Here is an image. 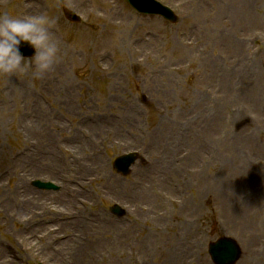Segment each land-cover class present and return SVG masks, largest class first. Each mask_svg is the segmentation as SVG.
Instances as JSON below:
<instances>
[{
	"label": "rangeland",
	"instance_id": "rangeland-1",
	"mask_svg": "<svg viewBox=\"0 0 264 264\" xmlns=\"http://www.w3.org/2000/svg\"><path fill=\"white\" fill-rule=\"evenodd\" d=\"M38 1L0 0V15L53 19L60 45L40 79L0 74V264H165L161 244L178 234V264H214L208 244L220 235L242 246L236 264H264V176L253 171L264 154V0H162L175 24L125 0ZM127 151L140 159L123 176L112 162ZM35 178L60 189L37 190Z\"/></svg>",
	"mask_w": 264,
	"mask_h": 264
},
{
	"label": "clouds",
	"instance_id": "clouds-1",
	"mask_svg": "<svg viewBox=\"0 0 264 264\" xmlns=\"http://www.w3.org/2000/svg\"><path fill=\"white\" fill-rule=\"evenodd\" d=\"M55 21L47 15H0V74L35 79L47 74L58 60L60 45L49 29ZM22 42L35 49L31 57L20 50Z\"/></svg>",
	"mask_w": 264,
	"mask_h": 264
},
{
	"label": "bare ground",
	"instance_id": "bare-ground-1",
	"mask_svg": "<svg viewBox=\"0 0 264 264\" xmlns=\"http://www.w3.org/2000/svg\"><path fill=\"white\" fill-rule=\"evenodd\" d=\"M226 2L227 1L224 2L223 6H226ZM30 3H31V0H22V4L24 6H29ZM242 4H243V1L240 2V3H236V2H233V1H228L229 8L236 9L237 11H239V8H240V10L242 9ZM31 7H33V8H39L40 5L39 4H33L32 5V3H31ZM51 164L52 163H50L48 159L45 160V165L46 166L47 165H51ZM31 169H32V166L30 167V170ZM29 191H30V193L32 195H35L36 193H38L34 189H31V188H29ZM49 196H50V199L53 202H55V200L58 201V195H57V193L50 192ZM81 223H83V221L72 219V220H70V224L69 225H77L78 226V224H81ZM188 231L190 232L189 229H188ZM184 236H186V233H184ZM180 239L181 238H180V236L178 234V238L177 237H174L168 243L167 242H164V246H163V244H161L162 247H163V249L161 250V253L162 254H166V256H167V259L165 261V264H178V259L181 258L185 254V251L183 249V246H182V243H181V240ZM143 242L146 243V238H144ZM168 245H169V247L166 248V249H164V247H166ZM81 246H82V243H79V242H76L74 244V246H73V248H74V252H73V259H74V261H76V259L78 258V255H79L80 247ZM2 255H3V252L0 249V257H2ZM91 262H94V264H98V263H96L98 261H95V260H92ZM101 264H104V262L101 263Z\"/></svg>",
	"mask_w": 264,
	"mask_h": 264
},
{
	"label": "water",
	"instance_id": "water-1",
	"mask_svg": "<svg viewBox=\"0 0 264 264\" xmlns=\"http://www.w3.org/2000/svg\"><path fill=\"white\" fill-rule=\"evenodd\" d=\"M23 54H32V52H27V51H21ZM130 160L127 158V157H125V158H121V159H119V160H117V162H116V167L119 169V170H121V171H123V173L125 174V173H127V171H125L126 170V168H127V165H128V162H129ZM123 164H126L125 166L123 165ZM231 242H233V243H235V241H233V240H231ZM228 243V242H223V244H225V246H226V248L227 249H229V248H232V243ZM235 245H236V248H235V251H236V254L238 255L239 254V247L237 246V244L235 243ZM217 249H218V247H213L212 248V250L214 251V252H216L217 251ZM234 255V254H233ZM232 255V256H233ZM216 256H218V257H223V254L222 253H216ZM233 258L234 257H230V259L231 260H233Z\"/></svg>",
	"mask_w": 264,
	"mask_h": 264
}]
</instances>
